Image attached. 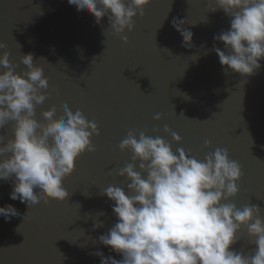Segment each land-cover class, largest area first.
<instances>
[{
  "label": "water",
  "instance_id": "obj_1",
  "mask_svg": "<svg viewBox=\"0 0 264 264\" xmlns=\"http://www.w3.org/2000/svg\"><path fill=\"white\" fill-rule=\"evenodd\" d=\"M173 19L192 32L191 48L182 46ZM133 23L123 44L107 17L96 25L67 0H0L6 46L0 52L9 53L17 74L26 70L20 56L31 53L48 78L50 96L35 106L34 118L42 121L41 113L55 105L58 119L67 105L99 132L92 138L95 152L80 156L63 180L68 196L62 203L28 208L9 199L11 180L0 181V207L11 204L20 213L9 222L0 217V264H100L96 251L122 259L98 243L116 222L112 202L100 193L110 184L128 191L130 181L117 172L131 163V153L119 150L130 129L159 135L173 152L183 148L200 159L227 149L242 171L238 195L228 202L256 205L264 218V59L250 77L222 69L212 49L224 45L213 38L230 28V18L222 10L208 12L206 0H150ZM157 114L160 121L153 119ZM11 123L0 129L5 140ZM165 125L181 137L179 144L163 132ZM237 239L230 250L250 255L255 245L246 230Z\"/></svg>",
  "mask_w": 264,
  "mask_h": 264
},
{
  "label": "clouds",
  "instance_id": "obj_2",
  "mask_svg": "<svg viewBox=\"0 0 264 264\" xmlns=\"http://www.w3.org/2000/svg\"><path fill=\"white\" fill-rule=\"evenodd\" d=\"M149 2L67 0L78 12L91 14L96 25L107 17L111 32L123 44L128 43L125 31L133 30L134 18L143 17ZM206 4L208 12L222 10L230 18V28L213 38L224 45V50L215 45L212 49L222 69L252 76L264 59V0H206ZM184 24V20L172 21L182 46L191 48L193 34ZM5 47L0 42V50ZM20 63L26 70L17 74L9 53L0 52V129L12 122V137L0 136V181L11 180L9 199L28 208L49 201L62 203L68 196L62 182L73 173L80 156L95 152L92 138L99 135L98 126L67 105L58 119L53 105L41 113L42 121L36 120L35 106L50 96L48 78L34 65L31 53L20 56ZM153 119L160 121L161 115ZM163 132L172 143L181 142L167 125ZM204 148H209V141ZM119 150L131 153V163L117 172L130 183L127 193L113 184L102 189L100 194L112 202L116 222L98 237V243L122 259L96 251L100 264H264L261 210L228 202L238 195L242 171L227 149L205 152L200 159L183 148L173 152L171 143L159 135L130 129ZM19 215L11 204L0 207L5 222ZM241 229L255 245L250 255L230 250Z\"/></svg>",
  "mask_w": 264,
  "mask_h": 264
}]
</instances>
